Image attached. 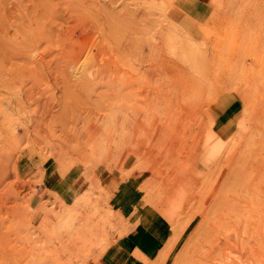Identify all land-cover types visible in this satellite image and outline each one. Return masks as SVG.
<instances>
[{
	"label": "rangeland",
	"instance_id": "obj_1",
	"mask_svg": "<svg viewBox=\"0 0 264 264\" xmlns=\"http://www.w3.org/2000/svg\"><path fill=\"white\" fill-rule=\"evenodd\" d=\"M185 2L0 0V264L97 262L136 175L174 231L148 264H264V0ZM48 162L73 200L36 189Z\"/></svg>",
	"mask_w": 264,
	"mask_h": 264
},
{
	"label": "crops",
	"instance_id": "obj_2",
	"mask_svg": "<svg viewBox=\"0 0 264 264\" xmlns=\"http://www.w3.org/2000/svg\"><path fill=\"white\" fill-rule=\"evenodd\" d=\"M184 1L186 2L180 5L183 11L189 12L196 18L205 17L207 0ZM228 112L229 119L236 115L233 108ZM220 114L219 112L214 117L213 124L215 126L219 123L217 130L220 134H224L225 129L221 126L226 121L225 114ZM35 170L36 167L31 160L21 158L17 175L23 179L30 178L35 174ZM42 171V178L36 189L55 194L64 201L75 198L77 193L75 177L62 176L58 166L52 162L46 163ZM139 186L136 175L125 181H119L111 191L110 205L121 217L124 232L107 246L99 260L93 264H148L157 258L171 239L174 233L171 223L160 211L142 201L143 194Z\"/></svg>",
	"mask_w": 264,
	"mask_h": 264
},
{
	"label": "bare ground",
	"instance_id": "obj_3",
	"mask_svg": "<svg viewBox=\"0 0 264 264\" xmlns=\"http://www.w3.org/2000/svg\"><path fill=\"white\" fill-rule=\"evenodd\" d=\"M14 3V2H13ZM18 4V3H17ZM10 8H12V7H10ZM21 13V12H20ZM67 17V16H66ZM68 19V18H67ZM63 21H65V18H64V20ZM63 28V27H62ZM59 29V28H58ZM63 31V30H62ZM64 32V31H63ZM132 40V39H131ZM110 41L111 40H104V43H106L107 42V44H109L110 43ZM130 43H131V41H129V45H128V47H130ZM133 44V43H132ZM30 45H33L32 43H30ZM113 45V44H112ZM114 45H115V48L116 47H118V48H120L119 47V45L118 44H116V43H114ZM101 46H103V42L101 43ZM106 46V45H105ZM104 46V47H105ZM111 45H109V47H110ZM31 47V49H32V46H30ZM29 47V48H30ZM122 47V46H121ZM112 48V47H111ZM117 48V49H118ZM127 48V47H126ZM131 48V47H130ZM37 49H39L38 48V46H36V49H35V51H33L32 53H30V52H28L29 54H30V58L31 59H33L34 58V56H38V58L36 59V60H39V58H41L40 57V54H39V52H38V50ZM121 49V48H120ZM33 50V49H32ZM112 50V49H111ZM122 50V49H121ZM40 51V50H39ZM85 51V49H80L79 51H77L76 53H75V55H74V60H79L80 59V57H81V55H82V53ZM117 51H119V50H117ZM14 53H15V51H14ZM28 53H27V55H28ZM85 53V52H84ZM11 54H13V53H11ZM105 54V53H104ZM43 55V54H42ZM111 56H112V54H110ZM44 56V55H43ZM83 56V55H82ZM28 57V56H27ZM103 57V56H102ZM36 60L35 61H33V60H31V61H33V62H36ZM43 62V61H42ZM39 63H40V61H39ZM41 66V65H40ZM37 67V66H36ZM38 68V67H37ZM88 77H89V79L91 80V79H93V77H94V75L92 76V74L89 72L88 73ZM26 99H27V101H29L30 103H31V106H32V102L34 101L33 100V97H31V96H26ZM26 101V102H27ZM33 103H36V102H33ZM37 104V103H36ZM33 106H35V105H33ZM21 108V107H20ZM41 117V116H40ZM42 120V119H41ZM44 121V120H43ZM43 121H42V123H43ZM41 122V121H40ZM44 123H46V122H44ZM43 123V124H44ZM47 124V123H46ZM42 125V124H41ZM41 125H39V126H41ZM45 125V124H44ZM46 126V125H45ZM23 127H25L24 125H23ZM42 127V126H41ZM26 128V127H25ZM42 129V128H41ZM43 131V130H42ZM25 132V131H24ZM238 160V159H237ZM235 162V161H234ZM237 165V164H236ZM235 167V166H234ZM237 167V166H236ZM234 169V168H233ZM237 170V169H236ZM244 175V174H243ZM3 176V175H2ZM236 176V175H235ZM4 181V180H3ZM234 182V181H233ZM236 187V186H235ZM241 195V194H240ZM236 197V196H235ZM238 198V197H237ZM237 204V203H236ZM245 206V205H244ZM240 209V208H239ZM232 210H233V208H232ZM240 211V210H239ZM235 219H236V217H235ZM237 236V235H236ZM247 243V242H246ZM246 245V244H245ZM244 245V246H245Z\"/></svg>",
	"mask_w": 264,
	"mask_h": 264
}]
</instances>
